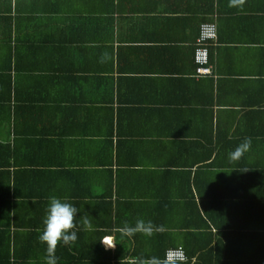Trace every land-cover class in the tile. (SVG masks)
Wrapping results in <instances>:
<instances>
[{"label": "crops", "instance_id": "obj_1", "mask_svg": "<svg viewBox=\"0 0 264 264\" xmlns=\"http://www.w3.org/2000/svg\"><path fill=\"white\" fill-rule=\"evenodd\" d=\"M203 22L217 33L210 74L193 58ZM0 67L15 106L1 133L21 194L16 264H45L53 195L77 208V239L57 244V264L197 247L204 210L263 232L264 0H0ZM237 195L252 208L234 210ZM138 219L150 235L121 234Z\"/></svg>", "mask_w": 264, "mask_h": 264}, {"label": "trees", "instance_id": "obj_2", "mask_svg": "<svg viewBox=\"0 0 264 264\" xmlns=\"http://www.w3.org/2000/svg\"><path fill=\"white\" fill-rule=\"evenodd\" d=\"M3 70L4 67H0V264H16L17 256L10 249V229L22 227L15 215L16 202H14L16 198L21 197V194L16 189V175H12L10 172V168L16 165L15 162L13 164L11 161L14 151L12 152L10 141L3 139L1 133L4 126L8 128L9 132L10 118L15 112V106H11L9 76H7L8 74L5 75L7 81L4 78L2 79ZM235 199L231 204L234 210H241L245 207L252 208V206L244 204L242 201H237L241 200L239 195ZM204 214L209 218L201 219L203 222V229L199 232L201 242L197 247H184L186 261H163L165 250L168 247L177 246V243L171 242L164 245L160 252L150 255L147 258L149 263L145 261V264H257L259 262L264 264V230L260 233L246 232V230L253 228L252 221L236 218L228 220L214 219L210 218L207 210H204ZM211 226L218 231L214 247L210 246L213 237L210 233ZM262 228L264 229V226ZM120 249V247H117L114 253L107 251V264L111 260L115 264H139L141 259L138 257H136L135 263L125 261V256L118 253ZM193 258H195L194 261H192Z\"/></svg>", "mask_w": 264, "mask_h": 264}, {"label": "clouds", "instance_id": "obj_3", "mask_svg": "<svg viewBox=\"0 0 264 264\" xmlns=\"http://www.w3.org/2000/svg\"><path fill=\"white\" fill-rule=\"evenodd\" d=\"M251 146V140L245 138L240 145H238L232 152L229 153V159L239 158L243 152ZM77 214V208L69 203L66 199L57 196H50L46 208L44 218V228L40 233L39 239L46 244L45 264H57V257L55 256V248L57 244L71 245L77 239L76 225L74 217ZM86 228L90 227L89 221L84 220ZM122 235L133 236L137 232H142L150 235L152 231V224L150 221L138 219L134 226L124 225L119 229ZM100 244L107 247H113L110 237H102L98 240ZM139 264H145L141 259Z\"/></svg>", "mask_w": 264, "mask_h": 264}, {"label": "built area", "instance_id": "obj_4", "mask_svg": "<svg viewBox=\"0 0 264 264\" xmlns=\"http://www.w3.org/2000/svg\"><path fill=\"white\" fill-rule=\"evenodd\" d=\"M216 35V26L213 22H203L201 24L193 55L197 74L211 73L209 45L216 39ZM164 259L168 262L185 261L187 257L184 250L181 247H177L167 249L164 253Z\"/></svg>", "mask_w": 264, "mask_h": 264}]
</instances>
